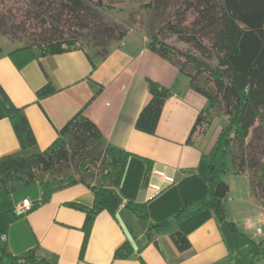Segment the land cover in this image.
Returning <instances> with one entry per match:
<instances>
[{
  "label": "crops",
  "instance_id": "1",
  "mask_svg": "<svg viewBox=\"0 0 264 264\" xmlns=\"http://www.w3.org/2000/svg\"><path fill=\"white\" fill-rule=\"evenodd\" d=\"M5 37L7 43L0 41V85L23 109L37 144L21 147L0 102V157L46 149L80 111L97 124L105 143L131 155L115 189L126 206L120 205L114 213L102 209L95 215L82 254L86 212L72 204L92 208L95 194L81 181L57 189L46 202H42L39 179L13 192L14 204L29 198L34 207L13 221L0 211V246L5 244L13 256L34 249L37 259L23 264H233L214 210H197L180 221L160 225L182 206L206 198L205 156L224 120L215 117L205 134L195 131L192 143L188 142L209 101L191 87L189 77L174 63L149 48L144 32L131 28L123 40L112 44L105 59L95 57L96 68L81 46L37 54L18 66L8 53L22 45ZM150 81L171 91L155 134L136 128L138 115L151 98ZM48 82L56 91L39 99L37 91ZM225 180L230 186L224 199L229 217L240 230L263 239L264 207L253 196L249 174L231 173ZM130 203H146L148 220ZM176 231L187 236L188 249L176 246L172 239ZM125 243L131 245L132 253L119 257L116 251ZM257 263L264 264V254Z\"/></svg>",
  "mask_w": 264,
  "mask_h": 264
},
{
  "label": "trees",
  "instance_id": "2",
  "mask_svg": "<svg viewBox=\"0 0 264 264\" xmlns=\"http://www.w3.org/2000/svg\"><path fill=\"white\" fill-rule=\"evenodd\" d=\"M95 5L102 6L103 0H33L32 8L26 14L38 22V27H46L49 21H54V30L37 35L34 42L25 43L8 54L21 66L37 54L59 53L75 47V43L83 38L81 31L87 30L91 32L89 37L92 38L87 41L93 51L86 50L93 68H96L95 57L105 59L113 42L123 40L128 31L104 23L92 25L89 15H93L91 9ZM152 5L150 2L148 7ZM194 6L201 14L198 23L201 27L186 28L179 16L166 18L148 38V46L174 63L189 77L191 87L209 101L199 114L188 142L192 143L195 131L205 134L215 117H223L224 123L211 152L205 156L208 171L206 198L182 206L171 219L160 225L180 221L197 210L212 209L232 251L233 264H258V259L264 254V238L256 240L240 230L229 217L224 199L230 189L225 176L231 173H248L253 194L264 198V0H196ZM54 11L57 15L53 14ZM69 15L80 32L70 29L66 33L63 27L58 29L55 21L58 23L60 18ZM19 27L0 16V33L12 35L13 30ZM164 33L181 36L191 43L193 50H177L163 37ZM55 91L52 83L48 82L37 91V96L42 99ZM150 92L151 98L140 111L136 128L155 134L171 91L156 81H150ZM0 102L5 116L13 123L21 147H34L37 140L26 114L11 101L1 85ZM230 153L232 162L228 164ZM130 155L125 149L105 143L97 124L80 111L46 149L27 156L8 154L0 157V211L10 221L20 217L15 212L11 195L22 186L38 180L40 172L50 175L40 181L42 202L69 184L80 181L87 184L95 194L94 207L72 204L86 212L82 254L95 215L102 209L114 213L122 202L115 189L122 182ZM71 161L81 173L79 177L74 174L51 175L55 169ZM130 206L145 221L148 220L146 203H130ZM172 239L180 250L190 247L187 236L180 231L174 232ZM131 253L132 247L128 243L116 251L119 257H127ZM36 259L34 249L13 256L5 244L0 246V262L3 264H23Z\"/></svg>",
  "mask_w": 264,
  "mask_h": 264
},
{
  "label": "rangeland",
  "instance_id": "3",
  "mask_svg": "<svg viewBox=\"0 0 264 264\" xmlns=\"http://www.w3.org/2000/svg\"><path fill=\"white\" fill-rule=\"evenodd\" d=\"M150 2L153 4L152 7H148ZM194 2L196 0H103L102 6L95 5L91 9L93 15H89V19L92 25H95V23H104L125 31H129L132 28L136 32H144L148 39L166 18H177L179 16L186 28L188 27L190 29L193 26L201 27V25H198L201 20L199 17L201 14L197 6H194ZM32 4L33 0H0V16L4 17L8 22L14 23V26H20L16 30H13L12 35L4 34L9 41L19 42L20 45L32 43L36 40L37 35L54 30L52 28L54 21H49L46 27H38V22L32 20L29 13L26 14V11L32 8ZM56 12L54 11L53 14H56ZM60 19L58 23L55 21V24H58V29L61 30L63 27L64 32L67 31L66 33L70 29L80 32L79 26L76 25L70 15L63 16ZM81 33L83 34V38L75 43L76 46H83L93 51L87 41V39L92 38V36L89 37L91 32L86 30L81 31ZM5 36L0 34V41L3 44L7 43ZM163 37L179 51L190 52L193 50L191 43L183 40L181 36L164 33ZM236 147L237 144H235ZM257 156H260L259 152H257ZM227 161L228 164H231V153ZM76 168L75 162L71 161L69 164H63L58 169H55L51 175L74 174L76 177H79L81 173ZM46 176L50 175L45 172H40L38 179L41 180ZM253 196L257 203L264 207V198L255 197L254 194Z\"/></svg>",
  "mask_w": 264,
  "mask_h": 264
},
{
  "label": "built area",
  "instance_id": "4",
  "mask_svg": "<svg viewBox=\"0 0 264 264\" xmlns=\"http://www.w3.org/2000/svg\"><path fill=\"white\" fill-rule=\"evenodd\" d=\"M168 181H172L170 178L167 179ZM121 206H126L124 202L120 204ZM34 206V203L29 198H24L20 203L15 204V212L17 215L23 216L28 211H30ZM0 264H3L0 262Z\"/></svg>",
  "mask_w": 264,
  "mask_h": 264
}]
</instances>
